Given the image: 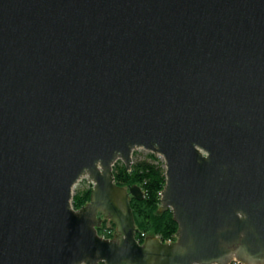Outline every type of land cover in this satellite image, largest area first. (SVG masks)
Segmentation results:
<instances>
[{
    "label": "water",
    "instance_id": "water-1",
    "mask_svg": "<svg viewBox=\"0 0 264 264\" xmlns=\"http://www.w3.org/2000/svg\"><path fill=\"white\" fill-rule=\"evenodd\" d=\"M137 150L175 241L136 238ZM233 262L264 264V0H0V264Z\"/></svg>",
    "mask_w": 264,
    "mask_h": 264
},
{
    "label": "trees",
    "instance_id": "trees-1",
    "mask_svg": "<svg viewBox=\"0 0 264 264\" xmlns=\"http://www.w3.org/2000/svg\"><path fill=\"white\" fill-rule=\"evenodd\" d=\"M115 177L116 183L120 187L140 186L145 194V198L142 201L131 199V206L138 229L136 238L141 244L150 235H158L163 242L173 240L179 226L170 210L167 212H161L160 210L162 192L166 185L164 161L152 153H147L142 157L135 154L132 169L129 171L122 162H119L115 167ZM90 200L91 190H79L74 195L73 205L76 209H79L90 202ZM107 221L103 223V227L98 229L100 236H104V227H106ZM112 225L115 233H117L115 224L112 223ZM143 234L147 237L143 238ZM232 264L240 263L233 262Z\"/></svg>",
    "mask_w": 264,
    "mask_h": 264
},
{
    "label": "rangeland",
    "instance_id": "rangeland-1",
    "mask_svg": "<svg viewBox=\"0 0 264 264\" xmlns=\"http://www.w3.org/2000/svg\"><path fill=\"white\" fill-rule=\"evenodd\" d=\"M147 153H149V152H147V151H144V150H137L136 152H135V154L136 155H139L140 157H142V156H145ZM134 154V155H135ZM158 157V156H157ZM160 158V157H159ZM160 159H162V158H160ZM163 160V159H162ZM92 189H93V184L88 180V179H84V180H82L77 186H76V188H75V195H76V193H78L79 192V190H83V191H85V190H91L92 191ZM89 203V202H88ZM171 211V210H170ZM172 212V211H171ZM108 220V221H107ZM107 221V225H106V227H104V236L105 235H108L109 236V232L111 233L110 235L112 236L111 238H114V236H115V234L117 235L118 233H115V229L113 228V225H112V221L110 220L109 221V219H104V221H103V223H105ZM112 222V223H111ZM102 227H103V225H102ZM101 228V227H100ZM109 229H110V231H109ZM117 229V228H116ZM150 236H154V237H157V238H159L160 239V237L158 236V235H150ZM149 236V237H150ZM177 238H176V236L174 237V239H173V241H175ZM241 264V263H240Z\"/></svg>",
    "mask_w": 264,
    "mask_h": 264
},
{
    "label": "built area",
    "instance_id": "built-area-1",
    "mask_svg": "<svg viewBox=\"0 0 264 264\" xmlns=\"http://www.w3.org/2000/svg\"><path fill=\"white\" fill-rule=\"evenodd\" d=\"M109 231H110V229H109ZM108 234H109V236H108V235H105V236H102V237H104V238H106V239H110V238L112 237V236L110 235L111 233L109 232ZM110 236H111V237H110ZM142 237H143V238H146L147 236H146L145 234H143ZM172 241H173V240H170L169 242H172ZM237 263H238V262H237Z\"/></svg>",
    "mask_w": 264,
    "mask_h": 264
},
{
    "label": "flooded vegetation",
    "instance_id": "flooded-vegetation-1",
    "mask_svg": "<svg viewBox=\"0 0 264 264\" xmlns=\"http://www.w3.org/2000/svg\"><path fill=\"white\" fill-rule=\"evenodd\" d=\"M101 217V216H100ZM101 219L104 221V218L103 217H101ZM102 225H103V223H102ZM102 227V226H101Z\"/></svg>",
    "mask_w": 264,
    "mask_h": 264
}]
</instances>
